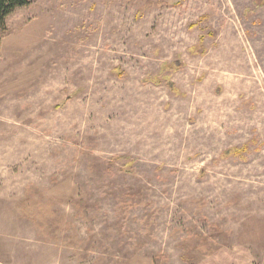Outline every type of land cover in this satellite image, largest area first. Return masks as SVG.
I'll return each instance as SVG.
<instances>
[{"label": "rangeland", "instance_id": "obj_1", "mask_svg": "<svg viewBox=\"0 0 264 264\" xmlns=\"http://www.w3.org/2000/svg\"><path fill=\"white\" fill-rule=\"evenodd\" d=\"M0 264H264V0L7 16Z\"/></svg>", "mask_w": 264, "mask_h": 264}, {"label": "trees", "instance_id": "obj_2", "mask_svg": "<svg viewBox=\"0 0 264 264\" xmlns=\"http://www.w3.org/2000/svg\"><path fill=\"white\" fill-rule=\"evenodd\" d=\"M30 4V0H0V30L3 27L4 20L9 16L16 8L27 6ZM169 86L174 88L172 81H168Z\"/></svg>", "mask_w": 264, "mask_h": 264}, {"label": "bare ground", "instance_id": "obj_3", "mask_svg": "<svg viewBox=\"0 0 264 264\" xmlns=\"http://www.w3.org/2000/svg\"><path fill=\"white\" fill-rule=\"evenodd\" d=\"M235 42H236V41H235ZM235 42H234V43H235ZM229 43H230V42H229ZM231 43H232V42H231ZM236 44H237V42H236ZM229 45H230V44H229ZM235 47H237V45H236ZM239 57H240V56H239ZM242 57H243V56H242ZM244 57H245V56H244ZM244 57H243V58H244ZM230 58H231V57H230ZM230 58H229V59H230ZM232 59H233V57H232ZM238 62H239V60H238ZM232 64H233V63H232ZM238 66H239V65H238ZM238 66H237V67H238ZM244 66H245V63H244ZM248 67H249V66H248ZM239 68H240V67H239ZM246 69H247V68H246ZM248 69H249V68H248ZM251 83H252V82H251ZM255 85H256V84H255ZM253 86H254V85H253ZM255 87H257V86H255ZM251 91H252V90H251ZM256 91H257V90H256ZM211 104H212V103H211ZM212 105H213V104H212ZM229 111H230V110H229ZM216 132H217V131H216ZM220 137H221V136H220ZM199 143H200V142H199ZM210 143H211V141H210ZM197 148H198V147H197Z\"/></svg>", "mask_w": 264, "mask_h": 264}]
</instances>
